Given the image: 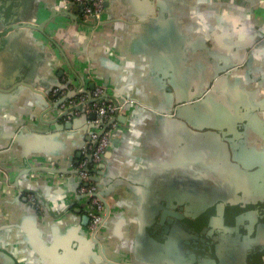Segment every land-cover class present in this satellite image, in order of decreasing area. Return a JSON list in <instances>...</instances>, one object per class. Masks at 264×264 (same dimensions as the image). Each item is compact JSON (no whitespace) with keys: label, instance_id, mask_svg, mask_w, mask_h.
<instances>
[{"label":"crops","instance_id":"1","mask_svg":"<svg viewBox=\"0 0 264 264\" xmlns=\"http://www.w3.org/2000/svg\"><path fill=\"white\" fill-rule=\"evenodd\" d=\"M64 1L21 0L23 16L35 15L39 23L51 10L62 11ZM120 1V13L130 8L135 18L123 19L120 13L113 12V19L87 28L58 14L43 26V33L27 30L14 36L10 32L13 35L6 44L0 37V264H94L89 256L92 248L81 232L83 212L73 211L83 206L82 199L68 198L74 195L68 191L75 189L76 179L53 170L58 164L66 167L69 156L75 158L80 153L87 140L86 126L77 119L70 128L57 129L53 122L46 121L52 117L48 111L41 119L44 105L35 98L37 94L29 84H15L19 76L49 90L50 97L51 92L57 93L55 89L63 94L76 93L91 82L107 85L113 92V87L117 88L137 99L139 104L126 105V114L129 121L138 120L144 110L173 111L177 99L183 100L184 93L197 87L196 80L207 71L220 72L240 62L237 56L245 53L254 30L264 26L251 22L255 12L248 17L239 0H204L195 19L187 0ZM138 13L147 16L137 18ZM3 27L6 26L0 25L1 30ZM256 50L246 67L238 63L237 71L229 72L221 86L234 88L239 102L252 105L254 112L250 115L251 110L244 103L245 114L264 126V37ZM259 70L261 75L256 74ZM59 83L67 84V88L58 87ZM44 101L47 102L45 97ZM239 108L236 106V111L241 116ZM182 113L184 118L185 111ZM184 126L185 133L172 135L177 144L181 141L183 145L181 158L186 156L188 137L198 138L185 123ZM20 129L25 142L34 135L48 138L40 142L39 149L26 143L13 147V137ZM139 150L136 145L127 156L123 153L118 165L112 164L107 174L110 185L115 186V182L121 195L116 191L112 198L108 197L113 208L106 221L105 254L121 264H201L198 258L190 259L177 234L170 235L168 245H147L139 229L142 219L128 203L127 189L132 185L121 178L125 177L124 170L144 169V161L137 160V156L135 160L129 158ZM28 193L37 198L40 195L43 203L39 208L28 206ZM18 194L27 202L18 199ZM154 224L156 220L149 231L154 232ZM156 238L163 242L161 237Z\"/></svg>","mask_w":264,"mask_h":264},{"label":"flooded vegetation","instance_id":"2","mask_svg":"<svg viewBox=\"0 0 264 264\" xmlns=\"http://www.w3.org/2000/svg\"><path fill=\"white\" fill-rule=\"evenodd\" d=\"M187 1L191 16L197 18L204 0ZM239 3L248 17L255 12L254 25H264V0ZM240 17L244 21L243 12ZM263 30L264 26L255 29L245 53L237 56L241 67L262 46ZM238 63L220 72L207 71L196 80L197 87L183 94L184 123L198 135L188 137L184 159L185 185L192 194L185 205L170 209L184 214V219L170 214L163 228L159 223L152 226L160 235L167 226L172 236H179L183 250L201 264H264V126L255 123L252 105L239 102L234 88L221 86L229 72L237 71ZM244 103L250 115L245 114ZM236 106L242 108L241 116ZM91 208L87 204L81 209L88 222Z\"/></svg>","mask_w":264,"mask_h":264},{"label":"water","instance_id":"3","mask_svg":"<svg viewBox=\"0 0 264 264\" xmlns=\"http://www.w3.org/2000/svg\"><path fill=\"white\" fill-rule=\"evenodd\" d=\"M66 0L64 1V5ZM122 4L120 0H104L105 11L103 13L102 19L98 25H102L109 20L113 19V12H117L118 14L121 11V7L118 5ZM64 5L60 10H51L50 14L43 19L41 22H36L35 15L33 17H25L23 16L24 6L21 3V0H0V25H5L6 27L2 28L0 31V37L3 39V42L6 44L10 39V32L15 35H21L25 31H36L43 33V26L53 17L58 14L65 15L66 17H70L75 20L77 23H80L85 26L82 22L80 14L76 11H71L69 9H63ZM127 5V4H125ZM133 9L126 8V13L121 12L120 16L123 19L135 18V13H133ZM38 8H36L35 13L37 14ZM133 14V16H132ZM147 14H137V18H145ZM94 25L92 28L98 26ZM87 27V26H85ZM88 28V27H87ZM10 35V36H9ZM9 37V38H8ZM22 59H17L16 61L20 62ZM16 67V66H15ZM19 82L15 84H29L32 91L35 92V98L44 105L42 109V113L40 118L44 120V112H51L52 117L47 119V122H53L57 129L70 128L74 120L80 119L83 124L86 126V134L85 139H89L91 134L92 124L88 123L87 120H92L95 117L93 112L89 114H83L79 117L73 116V110L75 108L81 109L78 107H68L64 111L61 110V104L67 103L69 98L75 95V92H68L65 94H59L51 92L46 89H41L39 86H36L33 83L28 82L23 77L19 76ZM102 85L91 82L88 85V89H92L94 85ZM17 86V85H15ZM14 86V87H15ZM58 87L67 88V84H58ZM113 96L120 100H127V103H138L137 99L133 97L122 94L117 88H114ZM44 97L47 99L45 103ZM183 102L182 99H177V104H181ZM139 104V103H138ZM125 105V112L116 117V120L120 123L121 127L117 129L115 132V136L112 140V147L106 153L104 163L101 165L102 170L97 174L94 179L98 183L100 196L105 203L106 206V217L104 219L102 230L100 234L97 236H89L87 234V222L88 218L83 217L81 222L82 234L90 244L89 246L92 248L93 253L89 256L94 264H121L116 262L117 260H112L109 256H107L104 252V240H105V228L106 221L108 217L111 215L113 205L109 203L108 197L112 198V195L115 192H119L118 189H115L116 183L114 185H110V181L107 178V174L109 173L110 166L112 164L118 165V161L121 158V155L127 156V153H130L134 150L136 145L140 147L138 152H135L132 156H129L131 160H135V156H137V160L144 161L145 165L144 169H130L129 171H123L125 177H121L125 182L132 185V188L127 189L129 195L128 203L130 207L134 210V214L142 219L140 222V232L144 234L147 240V245L151 246L155 244L156 246L160 245H168L171 239V233L168 231V227L166 226L163 231L164 234L155 236V232L149 231V227L156 220V223L161 224L162 228L165 224V220L168 216L175 215L180 219H184V214L173 212L170 209L175 205L183 206L187 197L192 194V190L190 188H185V172L184 166L185 161L184 157H182L183 145H181V141L177 144V138L172 137V135H181L185 133L186 127L184 126L183 121V109L182 104L176 106L173 111L165 110V109H148L141 111L142 115L137 120L129 121L127 109ZM171 112L173 113L171 115ZM70 116V117H69ZM178 118V119H177ZM66 121L64 124H59V121ZM182 121V122H181ZM127 126L124 127V124ZM48 137H39V136H31L30 140L25 142L23 141V131L22 129L18 130L13 137L12 146L15 145H25V143L35 149H39V144L43 139H47ZM84 143V142H83ZM140 153H143L140 155ZM80 157V153H76V157L69 156L68 164L66 167H61L60 164L56 166L53 170L59 174H68L70 178L76 179L77 182L75 189L68 191L72 192L74 195H67L69 200H78L81 197L77 194V187L79 185V180L75 177L76 168L75 165ZM181 184V185H178ZM184 186V187H183ZM111 187V188H109ZM121 193L125 195V190L122 189ZM120 194V192H119ZM121 195V194H120ZM18 199H21L23 202H27L26 198L19 195ZM39 203H43L40 195L38 196ZM83 203V202H82ZM29 207L34 206L28 203ZM175 204V205H174ZM85 205V204H82ZM174 205V206H172ZM129 207V208H130ZM35 209V208H34ZM82 207L78 206L74 208L73 211L80 212ZM169 222V220H168ZM156 237H161L163 242H159ZM158 243V244H157ZM175 246H179L174 242ZM150 248V247H149ZM146 249L145 252L149 250ZM190 257H194L193 254L189 255ZM103 262V263H102ZM74 263V261H73Z\"/></svg>","mask_w":264,"mask_h":264},{"label":"built area","instance_id":"4","mask_svg":"<svg viewBox=\"0 0 264 264\" xmlns=\"http://www.w3.org/2000/svg\"><path fill=\"white\" fill-rule=\"evenodd\" d=\"M63 9L73 10L80 14L82 22L87 27L98 25L105 11L104 0H66ZM55 92L63 94L60 89ZM127 100H120L113 96V91L102 85H94L92 89L82 87L69 98L67 103L61 104V110L68 107H78L73 110V116L93 112L94 119L87 120L92 124L90 138L87 139L80 151V157L75 165V177L79 180L77 194L83 204L91 205L90 218L87 225L89 236H97L102 230L106 217V206L103 202L98 183L94 177L102 170L106 153L112 147V140L120 123L116 117L125 112ZM70 117V116H69ZM30 204L40 207L38 198L33 193L27 194ZM110 203V200H107Z\"/></svg>","mask_w":264,"mask_h":264}]
</instances>
